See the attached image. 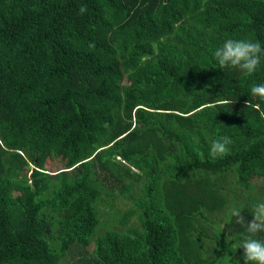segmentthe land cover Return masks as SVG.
Segmentation results:
<instances>
[{
	"label": "trees",
	"instance_id": "1",
	"mask_svg": "<svg viewBox=\"0 0 264 264\" xmlns=\"http://www.w3.org/2000/svg\"><path fill=\"white\" fill-rule=\"evenodd\" d=\"M227 39L264 46V0H0V264H244L264 59Z\"/></svg>",
	"mask_w": 264,
	"mask_h": 264
},
{
	"label": "clouds",
	"instance_id": "2",
	"mask_svg": "<svg viewBox=\"0 0 264 264\" xmlns=\"http://www.w3.org/2000/svg\"><path fill=\"white\" fill-rule=\"evenodd\" d=\"M87 11L86 5H81L79 12L83 15ZM213 56L220 69L226 67L240 69L245 75L251 76L256 72L264 59V46L259 41L246 39H227L216 48ZM253 95L264 100V84H257L251 88ZM226 103V102H225ZM216 107V105H210ZM264 116V112L261 113ZM232 140L229 136H219L212 139L209 148V156L215 160L230 153ZM252 219L245 222L242 211L238 208L231 210V215L237 218V223H246L248 235L239 246L243 250L244 264H264V241L254 238L256 234L264 232V202H259L251 209Z\"/></svg>",
	"mask_w": 264,
	"mask_h": 264
},
{
	"label": "rangeland",
	"instance_id": "3",
	"mask_svg": "<svg viewBox=\"0 0 264 264\" xmlns=\"http://www.w3.org/2000/svg\"><path fill=\"white\" fill-rule=\"evenodd\" d=\"M82 81H84V80H82ZM243 92H244V94L246 95V96H250V95H252V93H251V91L249 90V89H247V90H245V89H243ZM45 165H46V167L48 168V171H50V172H52V171H54V168L56 167V163H55V160H53V161H46L45 162ZM264 169H262V170H260L261 172L263 171ZM114 204L116 205H118V206H120V208H122V205H120L118 202H114ZM240 209V208H239ZM241 210V209H240ZM242 215L245 217L246 216V214H244V213H242ZM222 217H224V215L222 216ZM246 222H250V220H248V219H246L245 220ZM221 223H222V221H220L219 222V224L221 225ZM204 243H205V241H204Z\"/></svg>",
	"mask_w": 264,
	"mask_h": 264
}]
</instances>
